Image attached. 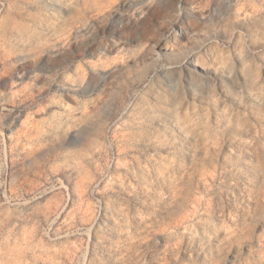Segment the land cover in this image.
Returning <instances> with one entry per match:
<instances>
[{
    "label": "rangeland",
    "instance_id": "374dc122",
    "mask_svg": "<svg viewBox=\"0 0 264 264\" xmlns=\"http://www.w3.org/2000/svg\"><path fill=\"white\" fill-rule=\"evenodd\" d=\"M0 264H264V0H0Z\"/></svg>",
    "mask_w": 264,
    "mask_h": 264
},
{
    "label": "snow or ice",
    "instance_id": "6c2138e0",
    "mask_svg": "<svg viewBox=\"0 0 264 264\" xmlns=\"http://www.w3.org/2000/svg\"><path fill=\"white\" fill-rule=\"evenodd\" d=\"M87 65H85V67H86ZM245 252L247 253V249H245ZM250 259V258H249Z\"/></svg>",
    "mask_w": 264,
    "mask_h": 264
}]
</instances>
